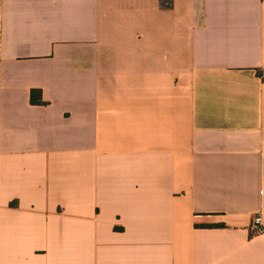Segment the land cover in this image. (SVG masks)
<instances>
[{"label":"crops","instance_id":"obj_1","mask_svg":"<svg viewBox=\"0 0 264 264\" xmlns=\"http://www.w3.org/2000/svg\"><path fill=\"white\" fill-rule=\"evenodd\" d=\"M0 264H264V0H0Z\"/></svg>","mask_w":264,"mask_h":264},{"label":"built area","instance_id":"obj_2","mask_svg":"<svg viewBox=\"0 0 264 264\" xmlns=\"http://www.w3.org/2000/svg\"><path fill=\"white\" fill-rule=\"evenodd\" d=\"M252 228L254 229V231L259 232L262 230V221H261V217L257 216L255 217L253 224H252Z\"/></svg>","mask_w":264,"mask_h":264},{"label":"trees","instance_id":"obj_3","mask_svg":"<svg viewBox=\"0 0 264 264\" xmlns=\"http://www.w3.org/2000/svg\"><path fill=\"white\" fill-rule=\"evenodd\" d=\"M35 93H36L35 91H32V93H31V102L33 104L41 103V99L40 100L35 99Z\"/></svg>","mask_w":264,"mask_h":264}]
</instances>
